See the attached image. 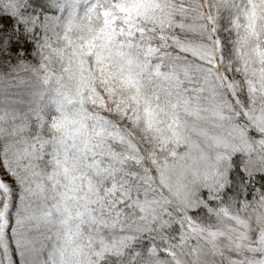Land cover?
Returning a JSON list of instances; mask_svg holds the SVG:
<instances>
[{
  "label": "snow or ice",
  "instance_id": "snow-or-ice-1",
  "mask_svg": "<svg viewBox=\"0 0 264 264\" xmlns=\"http://www.w3.org/2000/svg\"><path fill=\"white\" fill-rule=\"evenodd\" d=\"M0 264H264V0H0Z\"/></svg>",
  "mask_w": 264,
  "mask_h": 264
}]
</instances>
